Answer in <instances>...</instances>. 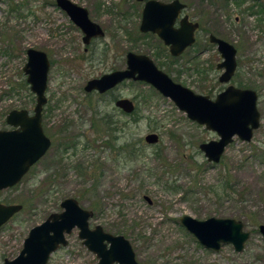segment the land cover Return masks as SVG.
<instances>
[{
    "label": "rangeland",
    "instance_id": "374dc122",
    "mask_svg": "<svg viewBox=\"0 0 264 264\" xmlns=\"http://www.w3.org/2000/svg\"><path fill=\"white\" fill-rule=\"evenodd\" d=\"M71 1L87 8L105 32L86 52L82 32L55 0H0V130L11 128L5 121L11 109L32 112L35 95L23 84L22 71L26 49L32 47L50 59L42 126L51 139L21 180L0 190L1 203L22 205L0 227V264L17 256L29 230L61 211L67 197L85 209L95 206L89 226L123 235L139 264H264V237L258 231L264 224V0H181L187 4L183 13L200 28L195 43L178 57L156 34L139 31L143 2ZM210 33L235 47L237 67L230 83L255 90L260 114L251 139L235 136L218 163L208 162L198 147L217 139L216 132L187 118L149 84L125 80L113 90L134 101L131 116L114 108L112 95L101 98L83 89L88 79L126 67L131 51L147 55L173 81L214 97L226 84L218 81L215 65L222 58L208 41ZM97 108L118 121L115 145L141 140V160L116 158L102 141H90L96 137L91 121ZM149 132L158 134L155 144L144 141ZM72 137L76 148L63 150L61 143ZM228 174L233 189L224 192L220 179ZM185 214L242 221L249 233L243 250L235 251L231 243L205 248L180 223ZM77 234V228L67 234V244L52 252L46 264H96Z\"/></svg>",
    "mask_w": 264,
    "mask_h": 264
},
{
    "label": "water",
    "instance_id": "95a60500",
    "mask_svg": "<svg viewBox=\"0 0 264 264\" xmlns=\"http://www.w3.org/2000/svg\"><path fill=\"white\" fill-rule=\"evenodd\" d=\"M56 4L83 32L82 41L85 44L91 37L103 36V30L88 18L84 7L71 0H56ZM184 7L185 4L180 0H146L142 8L139 31L155 33L168 46L172 56L180 55L193 44L194 32L198 27V23L190 21L187 15L182 16L177 26L175 25ZM208 37L210 43L216 44L222 58L217 64L218 69H223L219 81L227 82L236 69V49L213 34ZM25 53L26 62L22 71L30 91L35 95V104L31 113L25 108H14L5 117L11 128L0 130V190L18 183L51 145V139L42 126L50 61L44 51L36 48L29 47ZM123 80L149 84L162 96L169 98L187 118L216 132L218 139L198 145L208 162L220 161L225 147L233 140L234 135L242 141H249L253 130L259 126L260 114L256 106L255 90L227 85L214 98H210L173 81L147 55L131 51L126 53L124 69L91 78L83 88L86 92L95 90L103 93ZM114 105L127 114L135 110L134 102L127 97L117 98ZM158 139L155 132L144 136L147 144H155ZM144 199L151 203L148 196H144ZM60 207L61 211L50 213L43 222L29 230L17 256L12 259L4 258V264H46L52 252L67 244L66 235L73 228L78 229L77 235L82 244L95 254L96 264H139L129 240L123 235L106 232L98 224L92 228L89 226L92 210L81 207L73 197L64 198ZM21 208L19 203L0 202V227ZM179 220L201 245L213 250H218L222 243H231L235 251H242L244 242L249 237V233L243 231V222L235 218L210 216L196 219L185 214ZM258 231L264 237V224L258 225Z\"/></svg>",
    "mask_w": 264,
    "mask_h": 264
},
{
    "label": "trees",
    "instance_id": "16d2710c",
    "mask_svg": "<svg viewBox=\"0 0 264 264\" xmlns=\"http://www.w3.org/2000/svg\"><path fill=\"white\" fill-rule=\"evenodd\" d=\"M24 85H26V81L23 82ZM103 96H101L102 98ZM114 98V97H113ZM96 108V107H94ZM102 111L98 110H93V118L91 121V126L93 131L96 134V137L91 138L90 141H102L104 146L109 149H112L115 152L116 158H120V156H122L125 160L131 162V161H136V160H141L143 158V149L140 146L141 140H138V142L136 141H127L126 142H119L118 145H115L118 142V136L116 135V132L118 131L117 128V120H115L114 114L112 113H102ZM134 113V112H133ZM132 113V114H133ZM132 114H128V115H132ZM105 133V134H104ZM62 145V149L63 150H67L70 147H74V149L76 148V143H75V139L72 137L70 138L68 141H65L64 143H61ZM117 146V147H115ZM88 147V141L86 144H84V148ZM76 151H74L73 153H75ZM155 154L154 156H157L158 153L157 151H154ZM82 175V173H80ZM230 176L228 175H224L221 176L220 179V185L221 188L224 190L231 188L232 187L229 186L230 184ZM234 192V191H233ZM94 207V213L96 212V207Z\"/></svg>",
    "mask_w": 264,
    "mask_h": 264
},
{
    "label": "flooded vegetation",
    "instance_id": "af4514ba",
    "mask_svg": "<svg viewBox=\"0 0 264 264\" xmlns=\"http://www.w3.org/2000/svg\"><path fill=\"white\" fill-rule=\"evenodd\" d=\"M137 1V0H136ZM146 0H143V1H138V2H143V6H144V2H145ZM160 1V0H159ZM171 1V0H170ZM181 1V0H180ZM55 2H56V0H55ZM163 2V1H162ZM169 2V1H168ZM181 2H183V1H181ZM74 3V2H73ZM184 4H185V7L180 11V13H179V15H178V17H177V19H176V26H177V24H178V21H179V19L182 17V16H184V15H187L188 16V19L190 20V21H193V22H197L198 23V27L196 28V30H195V32H194V37H195V40H194V42H193V44L195 43V41H196V33H197V31L199 30V28H200V24H199V22L198 21H196V20H192L190 17H189V15L187 14V13H183V11L187 8V4L185 3V2H183ZM76 4V3H75ZM78 5V4H77ZM80 6V5H79ZM143 6H142V8H143ZM83 7V6H82ZM85 8V7H84ZM61 9V8H60ZM86 10H87V8H85ZM62 10V9H61ZM64 11V10H63ZM65 12V11H64ZM66 13V12H65ZM141 13H142V10H141ZM87 16H88V18L91 20V21H93L90 17H89V13H88V10H87ZM69 17V16H68ZM141 19V18H140ZM71 20V19H70ZM72 21V20H71ZM73 22V21H72ZM93 22H95V21H93ZM74 23V22H73ZM95 23H97V22H95ZM98 24V23H97ZM140 24V23H139ZM99 25V24H98ZM77 26V25H76ZM100 27H101V25H99ZM78 27V26H77ZM79 28V27H78ZM101 29L103 30V28L101 27ZM138 29H139V26H138ZM79 30H80V28H79ZM81 31V30H80ZM82 32V31H81ZM103 32H104V30H103ZM141 32V31H140ZM149 32V31H148ZM143 33H146V32H143ZM152 33V32H151ZM155 34V33H154ZM210 34H212V33H210ZM105 35V32H104V34H103V36ZM103 36H94V37H91L90 38V40H89V42L87 43V44H85L83 41H82V37H83V32H82V37H81V41H82V44L84 45V48H83V50L86 52L89 48H90V44L92 43V41L94 40V39H97V38H101V37H103ZM208 36H209V34H208ZM159 38V37H158ZM160 39V38H159ZM208 41H209V37H208ZM163 42V41H162ZM164 44V43H163ZM193 44H191V45H193ZM212 44H214V43H212ZM165 45V44H164ZM190 45V46H191ZM214 45H216V44H214ZM166 46V45H165ZM190 46H188L187 48H189ZM167 47V49H168V46H166ZM187 48H185V50L187 49ZM216 49H217V47H216ZM184 50V51H185ZM43 51V50H42ZM183 51V52H184ZM168 52H169V49H168ZM182 52V53H183ZM46 53V52H45ZM182 53L180 54V55H182ZM220 54V53H219ZM180 55H178V56H180ZM48 56V55H47ZM178 56H175V57H178ZM221 57V56H220ZM49 58V57H48ZM49 61H50V59H49ZM219 62H217L216 63V65H215V68L217 69V70H219L220 71V74H221V72L223 71V69H218L217 68V64H218ZM236 67H237V63H236ZM125 68V66L124 67H122V68H116V69H112V70H110V71H108V72H111V71H114V70H121V69H124ZM108 72H104V73H108ZM235 72H236V69H235V71H234V73H233V75L231 76V78L229 79V81H227V82H221V81H219V76H218V81L220 82V83H223V84H226L225 86H224V88L227 86V85H234V84H231L230 83V81H231V79L233 78V76H234V74H235ZM104 73H101V74H99L98 76H96V77H99L100 75H102V74H104ZM219 74V75H220ZM92 78H94V77H92ZM91 79V78H90ZM89 80V79H88ZM133 81V80H132ZM124 82V80L122 81V82H120V83H118L117 85H115L114 87H112V88H110V89H108L107 91H105V92H103V93H99V92H97V91H95V90H92V91H90V92H86L85 90V92L87 93V94H95V95H97V96H106V95H112V98H111V100L113 101V104H114V101L117 99V98H119V97H123V96H119V95H114V93H113V90L116 88V87H118L121 83H123ZM235 86V85H234ZM84 87V86H83ZM237 87V86H236ZM223 88V89H224ZM240 88V87H239ZM84 89V88H83ZM223 89H221L220 91H222ZM220 91H218L217 93H219ZM217 93H216V95H217ZM200 94V93H199ZM203 95H208V94H203ZM215 95V96H216ZM210 98H214V97H211L210 95H208ZM114 97V98H113ZM132 100V99H131ZM133 101V100H132ZM134 102V101H133ZM47 103V102H46ZM135 104V103H134ZM44 107V106H43ZM114 108L117 110V111H120V113H122V114H125V112H123V110L122 109H120V108H118V107H116L115 105H114ZM42 111H43V109H42ZM134 112V111H133ZM132 112V113H133ZM132 113H129V114H132ZM128 115V114H127ZM259 120H260V117H259ZM205 127V126H204ZM258 128V127H257ZM253 135V134H252ZM218 136V135H217ZM218 139V138H217ZM224 153V152H223ZM93 214H94V212H93ZM93 216V215H92Z\"/></svg>",
    "mask_w": 264,
    "mask_h": 264
}]
</instances>
